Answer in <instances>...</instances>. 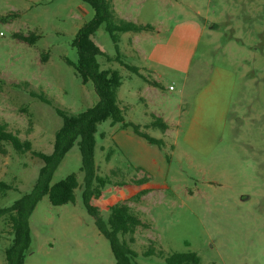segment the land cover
Here are the masks:
<instances>
[{
    "label": "rangeland",
    "instance_id": "1",
    "mask_svg": "<svg viewBox=\"0 0 264 264\" xmlns=\"http://www.w3.org/2000/svg\"><path fill=\"white\" fill-rule=\"evenodd\" d=\"M114 3L129 18L152 24L147 30L155 34L152 45L179 67L160 66L161 87L152 95L141 76L99 56L102 68L121 72L118 95L125 121L138 122L141 130L165 144L149 143L132 126L110 120L99 124L97 173L109 176L111 183L94 203L106 219V203L126 202L149 225L134 235L137 264H165L158 254H144L150 245L165 254L196 251L204 264H264V0ZM94 13L83 0H0V122L32 142V150L24 152L5 142L0 179L11 188L0 190V208L34 187L43 165L35 152H52L63 123L55 107L78 113L99 99L93 82L83 83L65 60H78L72 42ZM202 23L205 31L198 38ZM15 33L38 38L29 43ZM92 38L107 54H116L104 24ZM191 40L197 45L188 68L184 66L191 53L185 46ZM119 45L124 61L140 63L124 34ZM142 71L149 78L156 76ZM31 90L44 93L53 104L31 95ZM140 92L149 98V106ZM158 107L174 116L175 124L164 132L151 125L150 110ZM81 165L76 142L51 181L76 173V201L53 205L45 195L38 202L30 216L32 242L25 264H116L109 240L84 205ZM144 175L155 189L137 201L131 197L138 189L133 181ZM120 181L132 186L115 184ZM12 239L2 215L0 264H8L5 249Z\"/></svg>",
    "mask_w": 264,
    "mask_h": 264
},
{
    "label": "trees",
    "instance_id": "2",
    "mask_svg": "<svg viewBox=\"0 0 264 264\" xmlns=\"http://www.w3.org/2000/svg\"><path fill=\"white\" fill-rule=\"evenodd\" d=\"M83 1L90 4L95 13L78 29L72 42L77 49L78 60L76 62L68 58L65 60L79 73L83 83L93 82L99 99L93 106L78 113L69 112L58 106L55 107L56 112L62 117L63 123L56 131L52 152H35L43 160V165L34 187L16 199L10 206L0 208V216L5 215L7 217L13 235L12 243L5 249L8 264H25V258L32 242L30 216L45 195H48L53 205H63L76 201V190L79 187L76 173H70L65 178L51 183L59 164L76 142H78L81 151V170L84 172L83 202L88 213L95 218L99 231L109 240L116 264H137L135 258L139 253L133 248L136 241L134 235L139 227L149 226L126 202L109 201L106 203V207L109 209L108 217L105 219L102 216L100 208L94 203V200H98L102 196L103 188L111 183V179L109 176L103 177L97 173L95 151L99 124L106 120H110L112 124L122 123L126 126H132L136 133L151 144L158 146L165 144L164 139L141 130L138 124L125 121L124 109L118 95L119 88L123 83L121 72L117 68H102L99 62V56L105 57L108 61L116 60L128 70L141 76L146 82L161 87L159 81L146 76L137 65L124 61L119 45L121 34L129 31L152 30L154 27L152 24H143L119 16L112 0ZM102 24L105 25V29L114 41L115 55L107 54L92 38V35ZM15 36L29 43H34L38 38L34 33L29 35L15 33ZM44 57L46 58L47 55ZM30 93L45 103L53 104V101L44 93L34 90H31ZM151 116L152 126L160 128L163 132L168 129L169 123L162 117L154 113H151ZM7 127V123L0 122V154L6 155L7 153L5 142L11 143L18 152L32 150L30 140L21 139L17 133ZM108 160H110L109 155ZM111 173L116 174L117 170L112 169ZM149 181L148 175L135 179L133 183L138 189L131 197L140 201L144 195L155 189L149 184ZM115 184L132 186V183L128 181H120ZM10 188L7 182L0 179L1 191L6 192ZM144 254L146 256L158 254L164 258L165 264H204L201 256L192 250L165 254L162 249L156 251L155 246L150 245Z\"/></svg>",
    "mask_w": 264,
    "mask_h": 264
},
{
    "label": "crops",
    "instance_id": "3",
    "mask_svg": "<svg viewBox=\"0 0 264 264\" xmlns=\"http://www.w3.org/2000/svg\"><path fill=\"white\" fill-rule=\"evenodd\" d=\"M113 4H114V8L117 11V13L119 14V16L126 18L128 20H132L139 22V23H143L141 22V20H139L138 18H136L134 20V18H129V16H126L124 14H122L116 7V4L114 3L113 0ZM199 13V11H197ZM145 24V23H143ZM199 25V36L198 38L201 37V35L204 33L205 31V26L204 24H198ZM124 36H126V38L129 40H131V47L133 48V50L135 51L136 54V58L137 60L140 61L139 64H135L140 68V71L143 73L142 69H147L150 72H153L156 76H154V79H156L157 81H159L161 83V77H162V72L161 70H159L161 65L167 64L174 68L179 67L176 66L175 64H172L171 62H168L167 60H165L162 57L163 52H158L157 46H153L152 45V39L154 38L155 34L152 31H141V32H133V31H129V32H125L123 33ZM187 42V40H184V43ZM197 45V41L191 40L189 41L188 45H186V50H189V52L191 53V56L189 58V63L188 65H185L184 67H188L190 66L191 62V57H192V53L195 49V46ZM163 51H165L166 53H169L168 49H163ZM177 55L176 51H174V57ZM187 68V69H188ZM147 83V89L148 91L151 92L152 95H156L155 92H157V90L155 88L158 89V87L151 85L150 83ZM154 90V91H153ZM174 90V89H172ZM128 92H130V89L128 90ZM140 98L143 99L145 101V103L149 106V98L146 97L143 92H140ZM152 113L156 114L157 116L162 117L166 122H168L170 125H173L175 123H173L174 121V116L171 112L165 110V109H161V108H157V110H150ZM131 121V120H130ZM133 122V121H132ZM134 123H138V122H134Z\"/></svg>",
    "mask_w": 264,
    "mask_h": 264
},
{
    "label": "built area",
    "instance_id": "4",
    "mask_svg": "<svg viewBox=\"0 0 264 264\" xmlns=\"http://www.w3.org/2000/svg\"><path fill=\"white\" fill-rule=\"evenodd\" d=\"M169 88H170V89H173V86L171 85Z\"/></svg>",
    "mask_w": 264,
    "mask_h": 264
}]
</instances>
